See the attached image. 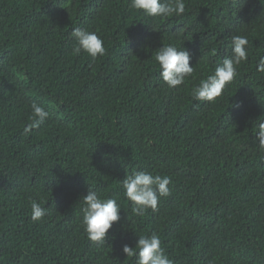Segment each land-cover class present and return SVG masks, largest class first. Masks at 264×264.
I'll list each match as a JSON object with an SVG mask.
<instances>
[{
  "label": "trees",
  "instance_id": "1",
  "mask_svg": "<svg viewBox=\"0 0 264 264\" xmlns=\"http://www.w3.org/2000/svg\"><path fill=\"white\" fill-rule=\"evenodd\" d=\"M182 16L152 18L128 0H0V264H129L122 246L157 232L173 264H264V0H185ZM74 27L106 53H76ZM248 38V60L216 102L192 88ZM192 54L177 89L153 52ZM32 102L48 119L27 137ZM239 104V107H234ZM133 169L172 177L157 211L133 216L120 180ZM88 187L117 198L121 221L96 248L79 225ZM49 215L30 218V200ZM123 226V227H122Z\"/></svg>",
  "mask_w": 264,
  "mask_h": 264
},
{
  "label": "clouds",
  "instance_id": "2",
  "mask_svg": "<svg viewBox=\"0 0 264 264\" xmlns=\"http://www.w3.org/2000/svg\"><path fill=\"white\" fill-rule=\"evenodd\" d=\"M128 6L142 15L152 18H168L182 16L186 12L185 0H128ZM76 53L84 52L93 60L103 57L106 53L104 40L96 31L87 28L74 27L71 31ZM249 41L245 35L231 37V55L223 58L211 74L200 79L192 88V96L196 101L214 103L221 97L227 85L237 76V68L248 60ZM192 54L184 47L174 43L162 44L153 52V60L158 65L159 78L170 89H177L185 85L186 80L193 76L195 67L190 66ZM256 70L264 73V56L257 63ZM235 104L234 107H239ZM28 122L23 128V135L28 136L34 129L49 118L50 113L39 103L32 102ZM255 132L254 143L264 152V114L253 123ZM172 177L154 171L133 169L120 180V187L124 198L129 202L131 214L143 217L151 209L157 211L162 198L172 195L169 185ZM79 225L88 241L96 248L106 245L109 230L121 221V205L117 198L102 196L98 191L89 188L86 195L79 198ZM49 215V209L42 201L30 200V218L32 222H41ZM123 227V226H122ZM134 246L124 244L122 253L129 260V264H173V260L166 253L160 235L151 233L136 234Z\"/></svg>",
  "mask_w": 264,
  "mask_h": 264
}]
</instances>
